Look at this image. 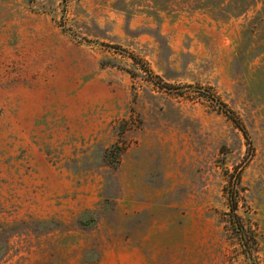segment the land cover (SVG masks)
I'll return each instance as SVG.
<instances>
[{
  "label": "rangeland",
  "instance_id": "374dc122",
  "mask_svg": "<svg viewBox=\"0 0 264 264\" xmlns=\"http://www.w3.org/2000/svg\"><path fill=\"white\" fill-rule=\"evenodd\" d=\"M232 199L264 264V0H0V264H248Z\"/></svg>",
  "mask_w": 264,
  "mask_h": 264
},
{
  "label": "trees",
  "instance_id": "16d2710c",
  "mask_svg": "<svg viewBox=\"0 0 264 264\" xmlns=\"http://www.w3.org/2000/svg\"><path fill=\"white\" fill-rule=\"evenodd\" d=\"M151 73L153 71L148 69ZM132 76L135 75V71H128ZM202 96L206 98L218 112L224 113L228 118H230L235 125L240 128L245 136L248 135V131L246 129L245 124L242 119L236 114V112L229 107V105L216 93L212 91H206L202 93ZM113 148L117 150L121 149L119 144L113 145ZM111 151V150H109ZM109 152H107L106 157H108ZM115 162H120L119 153L112 159ZM106 201L109 200V196H106ZM238 203L235 199H232L231 203V220L229 229L231 233L239 240L240 244L243 247V252L248 259V264H259L254 256L253 252L257 248V240L254 236L253 230L251 227H248L241 220L240 216L237 213ZM100 218V214L96 210L87 209L81 213L78 217V222L83 226V228H89L90 226L96 224Z\"/></svg>",
  "mask_w": 264,
  "mask_h": 264
}]
</instances>
